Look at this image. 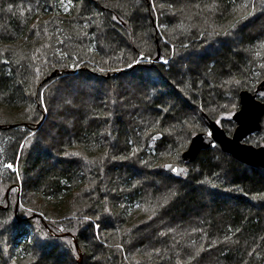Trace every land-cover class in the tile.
<instances>
[{
	"label": "trees",
	"instance_id": "obj_1",
	"mask_svg": "<svg viewBox=\"0 0 264 264\" xmlns=\"http://www.w3.org/2000/svg\"><path fill=\"white\" fill-rule=\"evenodd\" d=\"M263 80L264 0H0V264H264L263 169H163Z\"/></svg>",
	"mask_w": 264,
	"mask_h": 264
},
{
	"label": "water",
	"instance_id": "obj_2",
	"mask_svg": "<svg viewBox=\"0 0 264 264\" xmlns=\"http://www.w3.org/2000/svg\"><path fill=\"white\" fill-rule=\"evenodd\" d=\"M57 75L55 71L50 78ZM240 108L231 117L236 124L230 136L224 128L212 120L206 113L203 119L208 126L209 133L195 135L187 150L182 154V162L166 163L163 169L175 179L183 178L200 154L219 145L224 153L231 155L242 164L264 170V145L255 146L246 142V139L262 129L264 119V80L257 86L255 92L243 90L239 94ZM78 247V246H77Z\"/></svg>",
	"mask_w": 264,
	"mask_h": 264
},
{
	"label": "rangeland",
	"instance_id": "obj_3",
	"mask_svg": "<svg viewBox=\"0 0 264 264\" xmlns=\"http://www.w3.org/2000/svg\"><path fill=\"white\" fill-rule=\"evenodd\" d=\"M232 115H233V114H229V115H228V118H230V119H231ZM217 122H218L219 124H221V122H220V121H217Z\"/></svg>",
	"mask_w": 264,
	"mask_h": 264
},
{
	"label": "snow or ice",
	"instance_id": "obj_4",
	"mask_svg": "<svg viewBox=\"0 0 264 264\" xmlns=\"http://www.w3.org/2000/svg\"><path fill=\"white\" fill-rule=\"evenodd\" d=\"M7 167H8L9 169H11V168L13 167V165H12V164H8Z\"/></svg>",
	"mask_w": 264,
	"mask_h": 264
}]
</instances>
